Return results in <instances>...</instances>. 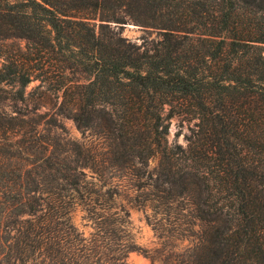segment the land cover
Masks as SVG:
<instances>
[{
    "label": "trees",
    "instance_id": "trees-1",
    "mask_svg": "<svg viewBox=\"0 0 264 264\" xmlns=\"http://www.w3.org/2000/svg\"><path fill=\"white\" fill-rule=\"evenodd\" d=\"M0 59V264H264V0H0ZM174 116L193 122L185 147ZM129 210L160 250L134 243Z\"/></svg>",
    "mask_w": 264,
    "mask_h": 264
},
{
    "label": "rangeland",
    "instance_id": "rangeland-1",
    "mask_svg": "<svg viewBox=\"0 0 264 264\" xmlns=\"http://www.w3.org/2000/svg\"><path fill=\"white\" fill-rule=\"evenodd\" d=\"M122 35L128 39H130L133 42H136L140 44L143 41V38H147L148 40L156 39L157 33L156 32H146L142 29L140 26H136L133 24H126L122 30ZM7 44H13L15 46L21 45L23 46V42L16 41V40H9L6 41ZM2 60L0 59V66H1ZM72 76L73 80H78L80 82H83L82 76L80 74H73ZM37 83L33 82L28 85L26 92H29ZM2 111H4L6 114L15 115L16 111H25L26 109H30V105H27V107H24L20 104L15 105L11 101L6 100L5 103L1 106ZM41 111H44L43 108H41ZM60 123L64 127L65 131L68 134V137L74 141V142H82L83 136L81 132L76 128L75 124L66 119H59ZM193 127V122L187 121L182 116H174L170 120V128H169V135L167 137V140L170 144H179L183 147L186 146V137L189 135V130ZM60 132H52L49 138L51 141L49 142L51 147L49 148V154L51 156H60V159H62V150L64 148V145L62 143H59L60 139H57L56 136ZM85 141L88 142L92 146H98V143H101L99 140L95 138H91L86 133L85 135ZM54 137V138H52ZM19 135L12 136L13 141L19 139ZM101 151V149L99 150ZM158 156H155L154 158L150 159L149 161V169H153L158 164ZM13 163H16L15 161H11ZM83 171H91L89 169H84ZM104 171H116V170H110L106 169ZM90 175V172H88ZM130 211V227L128 228V231L130 232L132 239L136 245L141 247L144 250H147L149 252H153L155 250H160V242L155 237L153 231L151 228L146 224L143 214L141 212H138L136 210H129ZM70 223L71 225L80 233L83 234L85 238H89L90 234L93 233V228L90 221H87L85 218V213L81 210L80 207L74 208V210L69 215ZM3 235V234H1ZM6 242H0V262L3 260V249L5 248ZM103 245L105 246L106 252L107 249H110L111 241L110 239L106 238L103 240ZM178 245L174 250V255H181L184 253L186 247L188 246V241L183 240L182 242L176 243ZM168 254L161 253V259H165ZM125 264H153L151 260L147 257H145L143 254L137 253V252H129L125 259ZM2 263V262H1ZM109 264V263H107ZM155 264H160V262H155Z\"/></svg>",
    "mask_w": 264,
    "mask_h": 264
}]
</instances>
